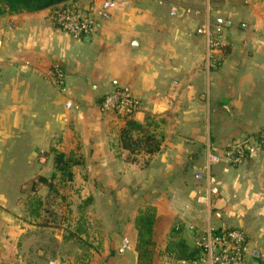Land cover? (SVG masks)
Segmentation results:
<instances>
[{"label":"crops","instance_id":"obj_1","mask_svg":"<svg viewBox=\"0 0 264 264\" xmlns=\"http://www.w3.org/2000/svg\"><path fill=\"white\" fill-rule=\"evenodd\" d=\"M79 1L94 15L90 39L59 31L52 8L0 17V264L20 254L23 238L33 242L32 219L23 229L12 218V191L15 199L34 179L42 187L40 178L61 179L55 151L80 162L65 183L78 182L110 209L92 238L90 264H139L136 218L145 206L157 210L152 264H196L178 258L176 243L198 249L205 231L230 227L248 235L247 264H264V144L243 164L211 166L221 194L207 195L209 184L196 178L211 153L223 155L264 131V0H113L107 11V0ZM207 25L225 38L215 61L199 33ZM54 66L65 72L64 89L56 86ZM118 87L141 102L133 120L168 117L180 132L170 131L159 151L142 153L149 164L129 162L120 138L127 121L100 110ZM41 152L51 166H42ZM134 189L140 199L130 197ZM230 205L239 216L234 222L223 210L213 217L216 207ZM56 237L62 240V231Z\"/></svg>","mask_w":264,"mask_h":264},{"label":"rangeland","instance_id":"obj_2","mask_svg":"<svg viewBox=\"0 0 264 264\" xmlns=\"http://www.w3.org/2000/svg\"><path fill=\"white\" fill-rule=\"evenodd\" d=\"M221 36L222 47L219 50H222L224 46L225 38L222 32ZM262 55L264 56V51ZM169 122L168 117L150 116L148 118L144 128L133 135V140L138 141V144L133 145V152H129L130 163L139 161L149 164L150 162L146 161V156H143L144 161L140 159L142 153L148 152L149 148H154L162 139L170 135V131L173 132V136L180 134L179 130H176L177 128L174 126L171 127ZM42 155H45L47 160V155L44 152H41L39 157ZM41 162L45 168L52 165L45 160H41ZM49 179L53 186L42 187L34 179L32 185L22 186L15 199L13 196L17 191H12V218L15 221L18 220L17 224L22 228L26 218L32 219L31 237L33 242L28 244L27 238H23L19 248L20 254L12 255L9 264H46L47 260H56L60 264H90L94 257L92 247H96L92 238L102 231L104 225L100 218L109 214L110 209L99 204L96 198L91 197L92 195L89 196L92 192L86 191L85 187L81 189V184L78 182L73 187L72 184L61 181L59 177L56 179L50 175ZM78 186L79 188H77ZM129 194L135 200L143 196L135 189ZM37 200H40L42 205L39 208L40 216L34 217V210L36 207L38 208ZM221 210L225 212L228 223L234 222L239 217L238 214L232 213V205L227 206L226 210L216 207L213 217L216 218L215 212L219 213ZM247 213L244 214V218L241 216L246 226L249 225ZM44 226L48 232L47 242L45 239L42 241L45 234V229L42 228ZM58 230L62 231V240L56 237ZM29 248H32L33 251H30ZM44 251L45 254L41 255L40 252ZM54 252L56 254H53ZM54 261L50 263L55 264Z\"/></svg>","mask_w":264,"mask_h":264},{"label":"built area","instance_id":"obj_3","mask_svg":"<svg viewBox=\"0 0 264 264\" xmlns=\"http://www.w3.org/2000/svg\"><path fill=\"white\" fill-rule=\"evenodd\" d=\"M115 6L113 0H107L103 4V9L106 11L112 10ZM173 14H175V10ZM51 16L59 31L68 34L76 40L90 39L95 34L94 15L91 10L84 8L79 0H69L53 7ZM221 32V30L212 29L211 25H207L199 30V33L205 35L207 38L210 59L216 57L213 53L222 47ZM51 73L56 86L64 89L65 72L60 67L54 66ZM72 107L73 103L68 102L67 108L71 109ZM140 107V100L131 90L124 87L116 88L104 96L100 103L101 112L114 114L126 121L133 119L139 112ZM261 143L264 144V131L259 140L234 145L226 149L223 155L211 153L204 171L196 175L199 181L206 180L209 184L207 195L217 196L221 194L222 188V183L210 174L211 166L221 163L229 165L243 164L248 155L251 156L257 152L261 147ZM41 160L46 161V156L42 155L40 157ZM206 197L208 196H201L200 202H203ZM124 247L129 249L127 243ZM198 249L200 253L198 259L195 260L196 264H247L251 252L248 235L245 231L235 228L222 230L209 229L205 231L198 242Z\"/></svg>","mask_w":264,"mask_h":264},{"label":"trees","instance_id":"obj_4","mask_svg":"<svg viewBox=\"0 0 264 264\" xmlns=\"http://www.w3.org/2000/svg\"><path fill=\"white\" fill-rule=\"evenodd\" d=\"M69 0H0V17L12 14H20L23 12H38L48 8H53L59 4ZM145 125H141L135 120H127L126 126L121 131V144L123 149L133 152V145L138 141L133 140L135 132L140 131ZM160 150V144H156L154 148H149L148 153H154ZM55 167L56 171L61 175V181H71L73 179L72 168L79 165V160L67 157L65 154L55 151ZM56 175H54L55 177ZM40 182L47 186H53L44 178L39 179ZM38 208L34 210L33 216H40L39 208L42 205L40 200L36 201ZM157 210L153 206H145L139 210L136 218V228L138 231V258L139 264H152L156 249V243L153 241L154 226L156 223ZM179 253L178 258L183 260L195 261L199 257V249L189 248L184 241L176 243Z\"/></svg>","mask_w":264,"mask_h":264},{"label":"water","instance_id":"obj_5","mask_svg":"<svg viewBox=\"0 0 264 264\" xmlns=\"http://www.w3.org/2000/svg\"><path fill=\"white\" fill-rule=\"evenodd\" d=\"M216 24L219 25V26H230V22H226V21H223V20H220V19H217L216 20Z\"/></svg>","mask_w":264,"mask_h":264}]
</instances>
